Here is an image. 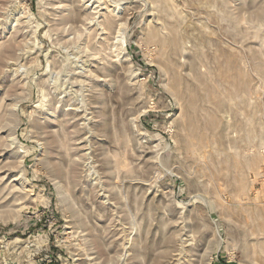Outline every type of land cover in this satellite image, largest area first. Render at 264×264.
Here are the masks:
<instances>
[{"label":"rangeland","instance_id":"1","mask_svg":"<svg viewBox=\"0 0 264 264\" xmlns=\"http://www.w3.org/2000/svg\"><path fill=\"white\" fill-rule=\"evenodd\" d=\"M105 1L0 0V264H264V0Z\"/></svg>","mask_w":264,"mask_h":264},{"label":"bare ground","instance_id":"2","mask_svg":"<svg viewBox=\"0 0 264 264\" xmlns=\"http://www.w3.org/2000/svg\"><path fill=\"white\" fill-rule=\"evenodd\" d=\"M88 1V0H87ZM91 2L89 3V5H90V7H91V9L93 10V12L94 13H100V9H99V7L101 6V4H96V2H95V0H90ZM101 1H103V0H101ZM105 1V0H104ZM106 2V1H105ZM121 3H119V4H116V5H113L111 2H110V0L108 1V3L106 4V5H104L103 4V6L101 7V9L103 8V9H105V10H107V11H109V12H111V17L112 18H116V15L118 16V15H120V12H122L121 11V5H120ZM17 12V11H16ZM103 14H104V12H103ZM96 18H98V16H96ZM92 21V20H91ZM96 23H97V25L99 26V27H101V28H104L105 29V27H103V24L102 23H100V22H98V21H96ZM125 24V23H124ZM121 26H122V23H121ZM117 33L118 34H120L119 33V31H117ZM117 34V36H119ZM116 36V37H117ZM118 39V38H117ZM122 55H125V54H123L122 53ZM129 59V58H128ZM80 107V106H79ZM80 109V108H79ZM16 143H17V140L15 139V138H13L12 139V145H16ZM11 145V146H12ZM22 158L20 159V161L22 162ZM24 173H23V171H20V176H18L16 179H21L22 178V182L20 183V185H21V188L24 190V191H28V190H26L25 188H26V185H24L23 183H24ZM22 208V207H21Z\"/></svg>","mask_w":264,"mask_h":264}]
</instances>
